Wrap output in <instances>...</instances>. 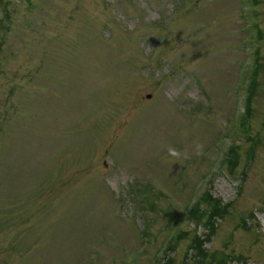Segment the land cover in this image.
I'll use <instances>...</instances> for the list:
<instances>
[{
	"label": "rangeland",
	"instance_id": "1",
	"mask_svg": "<svg viewBox=\"0 0 264 264\" xmlns=\"http://www.w3.org/2000/svg\"><path fill=\"white\" fill-rule=\"evenodd\" d=\"M206 189L264 264V0H0V264L182 260Z\"/></svg>",
	"mask_w": 264,
	"mask_h": 264
},
{
	"label": "trees",
	"instance_id": "2",
	"mask_svg": "<svg viewBox=\"0 0 264 264\" xmlns=\"http://www.w3.org/2000/svg\"><path fill=\"white\" fill-rule=\"evenodd\" d=\"M204 201L207 206L202 211H196L193 217L197 225L204 223V225L209 227V230H215V217L223 216L227 210L226 206L222 205L220 199L214 198L211 193L207 197H204ZM205 216H208L206 222L203 221ZM187 252L182 260L175 257H167L159 260L157 264H190L191 262L194 264H244L240 261V257H229V255L224 254L222 251H211L204 248V239L197 232L191 236Z\"/></svg>",
	"mask_w": 264,
	"mask_h": 264
}]
</instances>
